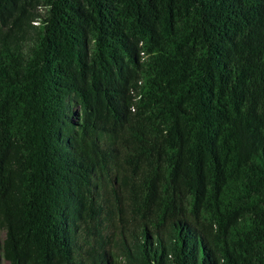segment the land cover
<instances>
[{
	"label": "trees",
	"instance_id": "trees-1",
	"mask_svg": "<svg viewBox=\"0 0 264 264\" xmlns=\"http://www.w3.org/2000/svg\"><path fill=\"white\" fill-rule=\"evenodd\" d=\"M0 264H264V0H0Z\"/></svg>",
	"mask_w": 264,
	"mask_h": 264
}]
</instances>
